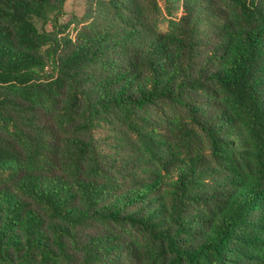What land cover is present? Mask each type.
I'll list each match as a JSON object with an SVG mask.
<instances>
[{
    "label": "trees",
    "instance_id": "trees-1",
    "mask_svg": "<svg viewBox=\"0 0 264 264\" xmlns=\"http://www.w3.org/2000/svg\"><path fill=\"white\" fill-rule=\"evenodd\" d=\"M65 1L0 0V264H264V0Z\"/></svg>",
    "mask_w": 264,
    "mask_h": 264
},
{
    "label": "rangeland",
    "instance_id": "rangeland-1",
    "mask_svg": "<svg viewBox=\"0 0 264 264\" xmlns=\"http://www.w3.org/2000/svg\"><path fill=\"white\" fill-rule=\"evenodd\" d=\"M84 4L82 0H66L63 12L59 15V22L60 23H66L68 20L72 19L74 16H80L83 12ZM178 14H180V11H178ZM37 27L41 29V24L39 21H36ZM47 30L51 29V26L48 24L45 26ZM73 28V24H70L68 27V30L71 31Z\"/></svg>",
    "mask_w": 264,
    "mask_h": 264
}]
</instances>
